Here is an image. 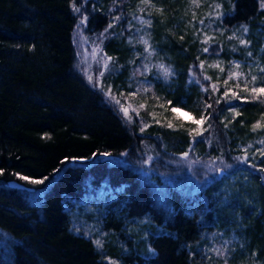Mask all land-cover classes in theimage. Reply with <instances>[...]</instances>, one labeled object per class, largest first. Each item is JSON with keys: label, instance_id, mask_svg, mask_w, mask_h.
I'll use <instances>...</instances> for the list:
<instances>
[{"label": "trees", "instance_id": "1", "mask_svg": "<svg viewBox=\"0 0 264 264\" xmlns=\"http://www.w3.org/2000/svg\"><path fill=\"white\" fill-rule=\"evenodd\" d=\"M255 85L261 0H0V264H264Z\"/></svg>", "mask_w": 264, "mask_h": 264}, {"label": "snow or ice", "instance_id": "2", "mask_svg": "<svg viewBox=\"0 0 264 264\" xmlns=\"http://www.w3.org/2000/svg\"><path fill=\"white\" fill-rule=\"evenodd\" d=\"M261 5H262V7H264V0H261ZM217 7H220V6L217 5ZM76 10L79 11V9H76ZM244 30L247 31V28L245 27ZM209 39H210V38H209ZM144 43L147 44V41H144ZM241 43H245V41H241ZM203 51L207 52L208 49L205 48ZM249 55H251V53H249ZM108 59H111V58H108ZM217 66H218V65H217ZM201 67H203V64H201ZM236 67L238 68L239 65H236ZM159 68L164 72V74H165L166 76L171 74L170 69L166 68L164 65H159ZM205 78H206V79H210L209 77H205ZM90 79H91V77H90ZM255 79H256V77L253 76V77H252V80L255 81ZM213 87L215 88V85H213ZM252 92H253V93H264V87H260V88H255V87H254V88L252 89ZM227 94H228V93L225 92V96H227ZM109 95H111L110 92H109ZM233 95H235V94H233ZM113 99H115V98L113 97ZM116 102L119 103V101H116ZM207 107H211V105H207ZM123 111L125 112V115H127L128 110H127L126 108H124ZM173 111L176 112V111H178V109H175V108H174ZM236 115H239V113H236ZM202 119H203V117H202ZM258 126H259V125H255L253 130H255V127H258ZM261 143H264V141H261ZM245 151H246V150H245ZM262 154H264V153H262ZM187 155H188V154L185 153V156H187ZM242 159L247 160V155H245ZM2 171H3V170L0 169V173H2ZM21 179H25V180H27V179H29V178H28V177H21ZM32 182H33V183H43V180H34V181H32ZM96 244H97L98 246H100V241L97 240V241H96ZM112 264H115V262L113 261Z\"/></svg>", "mask_w": 264, "mask_h": 264}, {"label": "rangeland", "instance_id": "3", "mask_svg": "<svg viewBox=\"0 0 264 264\" xmlns=\"http://www.w3.org/2000/svg\"><path fill=\"white\" fill-rule=\"evenodd\" d=\"M215 64L218 65V67H221V66H220V64H221V62H220V57L217 58ZM236 65H237V64L234 63V73H233L234 76H238L240 73H242V75H244L243 72H242V70L239 69L240 67L237 68ZM261 69H262L261 67L257 68L256 72H257V73H260ZM254 75H255V74H252V77H253ZM230 76H232V75L229 73L228 77H230ZM257 86H258V85H257ZM257 86L255 85V88H259V87H257ZM175 109H177V108H175ZM178 110L180 111V113H182L183 115H185V117H188V118H192V117H193L192 114H191L189 111H187V110H184V109H178ZM158 196L160 197V199L163 198V196H162L161 193H159Z\"/></svg>", "mask_w": 264, "mask_h": 264}, {"label": "water", "instance_id": "4", "mask_svg": "<svg viewBox=\"0 0 264 264\" xmlns=\"http://www.w3.org/2000/svg\"><path fill=\"white\" fill-rule=\"evenodd\" d=\"M220 174H222V171H220ZM10 185L11 186H16V187H22V185L17 183L16 181H12Z\"/></svg>", "mask_w": 264, "mask_h": 264}]
</instances>
